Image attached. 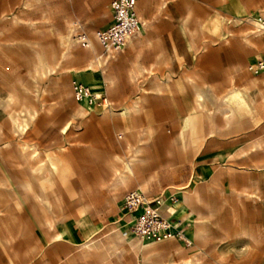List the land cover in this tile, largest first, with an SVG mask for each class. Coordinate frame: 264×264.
<instances>
[{
    "label": "rangeland",
    "instance_id": "374dc122",
    "mask_svg": "<svg viewBox=\"0 0 264 264\" xmlns=\"http://www.w3.org/2000/svg\"><path fill=\"white\" fill-rule=\"evenodd\" d=\"M110 1L0 0V98L13 89L26 96L21 83L31 85L37 42L52 43L57 51L72 46L79 59L65 63L68 70L61 68L54 78L41 81L37 97L27 94L39 116L25 134H15L7 112L0 110V174L9 179L12 190L0 186V212L13 207L14 220L38 224V208L21 185L31 179L29 165H37L41 158L30 157L33 150L26 144L34 143L61 163L58 182H45L53 208L44 213L53 217L57 228L58 222L67 223L85 210L99 223L94 239L104 246L110 262L142 263L138 245H128L134 235L129 224L122 228L127 223L122 203L128 190L139 188L152 199H162L203 186L204 201H194L185 217L199 221L206 236L193 238L197 225L191 223L183 237L152 242L163 247L156 260L163 264H182L190 258L193 264H264V201L250 193L255 186L241 193L244 184L259 178L264 198V97H255L254 90L247 92L250 110L242 120L230 127L222 125L208 140L177 139L186 115L195 111L194 88L187 75L198 85H210L219 96L233 85L244 88L251 81L264 90V71L256 74L248 69L264 58V29L260 32L247 21L253 17L264 22V0H139L143 34L125 53L100 67L101 93H107L114 104L104 107L97 102L99 106L88 116L80 117L75 113L79 102L73 80L86 84L92 74L83 69L103 53L94 33L108 25ZM78 21L85 23L95 51L73 41L75 31L70 28ZM160 52L164 53L158 61ZM158 78L169 81L161 92L154 85ZM67 80L70 93L64 86ZM136 99L142 109L122 113L124 105ZM150 119L155 130L147 144L139 137L145 136L140 129L148 128ZM195 130L202 134L201 119ZM137 145H149L143 153L148 157L146 164L137 175L118 184L124 165L119 156L128 159ZM110 165L119 171L112 173ZM218 176L219 187L214 188ZM191 178L190 185L180 190ZM7 197L21 200L24 205L18 207L27 211L7 206Z\"/></svg>",
    "mask_w": 264,
    "mask_h": 264
},
{
    "label": "bare ground",
    "instance_id": "6f19581e",
    "mask_svg": "<svg viewBox=\"0 0 264 264\" xmlns=\"http://www.w3.org/2000/svg\"><path fill=\"white\" fill-rule=\"evenodd\" d=\"M188 17L184 18V22L187 21ZM14 18L16 19V17H14ZM247 21L254 24L255 27L257 28V30L260 32L264 29V22L260 19H255V18L251 17V18H249V20L247 19ZM70 29L72 31L73 25L71 26ZM73 31H74V29H73ZM259 35H261V34H257L256 36H259ZM73 41L77 42L76 36H73ZM37 45H38V48L36 49L35 63L33 62L34 65L31 68L30 73H29L31 85L21 83L23 92L25 93L26 96H22L16 89H13L12 91H10L8 93L6 98H0V110L3 109L7 112V119L11 123V130L15 134H18V135L25 134L27 132V130L29 129V127L32 125V123L37 119V117L39 115V109H37V107L34 105V103L29 102L27 100V94L32 93L34 97H37L38 93H39V86H40L41 81H43L47 78H51V79L54 78L55 77L54 75H56L58 73V71H60L61 68H65L64 67L65 63H68L70 61H78L79 60L78 57H74L75 55L71 51L72 46H66L61 51H57V49L54 47V45L52 43H43L40 41V42H37ZM89 48H91L93 51L96 50L95 46L92 45L91 39H90ZM163 53L162 52L158 53V55H157L158 61H160L162 59ZM101 57H102V55L98 54L96 56V59L89 62L83 70H85L87 68H90L89 70H91V68L96 69L97 67L100 68L101 66H103V60ZM65 69H67V68H65ZM75 74H76V72H75ZM82 79H83V77H82ZM187 80L193 85V88H194V99H195L194 109H195V111L186 115V117L184 119V126L177 134V139L183 138L184 140H186V142L193 140L194 137L206 139L208 136H212L213 134H215L221 128L222 125L224 127H230L232 123H235V122L238 123L239 121H241L243 113L245 111L250 110V103H249V100L247 98V92H251L252 90H254L255 95H256L255 97H258V96L264 97V90L258 89V84L255 81H251L248 84L244 85V88H240L237 85H233L226 93L219 96L218 94L215 93L214 89L210 85H208V84H205L203 86L198 85L194 81V79L189 75H187ZM52 81H55V80H52ZM85 81H86V84H85V82H82V81L75 82L74 88L78 84L83 83L84 85L88 86L89 88L90 87L92 88V90H91V88H90V90L93 91L92 92L93 94H95L97 96L102 94L101 93L102 90L100 89L104 85V80H103L102 76H96V75L89 76L88 75V77H86ZM57 83H59V81ZM166 83H168V82L158 78L156 84H154L155 89L158 92L163 91L164 88L166 87ZM263 83H264V79H263ZM64 86L66 87L67 92L70 93L71 92V84L68 80L64 83ZM78 102L79 103L77 105V113L83 117H86V115L91 113L95 109V107L98 105L97 99L92 100L91 97L87 96V95H85L81 100H78ZM141 109H142V102L140 100L136 99L132 102V104L130 106H125L123 108L122 113L129 114L133 111L138 112ZM108 112H110V111H108ZM198 119L202 120L203 126H205V127L207 126L206 133H204L202 135H199L198 132L195 130V124H196V122H198ZM69 126H70L69 122L66 123L62 127V131L63 132L67 131ZM154 130L155 129L153 128V132H154ZM142 134L147 136V139L150 137V131L149 130H142ZM150 142H151V140H147V144H150ZM186 144H188V143H186ZM26 145L32 147L33 151H32V155L30 154L31 155L30 157L33 160L35 158H40L42 156V152L39 151L35 146L29 145V144H26ZM147 146H149V145H146L145 147L143 145H137L134 149V152L132 153L131 156L128 157V159H123L122 157L119 156L120 160L123 161L124 165H123V171H120L118 179H117L118 184L124 183L132 175H137V173L140 171L141 166L146 164V158L147 157L144 156L143 153L146 150ZM253 146H255V145H253ZM130 147L132 150L133 147L131 144H130ZM250 149H251V147L247 148L246 151L248 153H250V151H249ZM255 150H257V149H255ZM24 158L26 159V161L28 160V157L24 156ZM113 169L115 171L114 173L119 171L118 167L113 166ZM57 172H58V162L55 160L54 157H52L49 154H45V156L41 157L36 166L33 165L32 167H30V174H31L33 180L35 182L40 181V183L43 182L42 180H44V181L49 180V178L56 180L57 176H58ZM6 181H7L6 178H0L1 184L5 185ZM53 182H55V181H53ZM25 185L27 187V189L25 188V190H29V191L32 190L33 184L31 185L30 181H26ZM25 185H22V186H25ZM26 192H28V191H26ZM196 195L197 196H196L195 201L201 202L202 196H201L199 189L196 190ZM29 196H31V195H29ZM42 196L45 199L46 206H47L48 210H51L53 208V205L49 199L48 192L46 190L43 191V189H42ZM33 198L34 197H32V199ZM156 199L159 201L158 210H159V212H161L164 215V211L162 208L165 204V200L160 199V198H156ZM189 200H192L191 195L186 191L183 200H176L175 201V204L177 206V211L184 210L186 208V205H187L186 203ZM40 201H41V199H40ZM180 213H182V212H180ZM41 214L43 215V213H41ZM42 217L43 216H41V219H42ZM167 219H169V218H167ZM44 221H45L46 227L49 230H52L55 228V222L50 216L46 217ZM198 223H199V221L195 220V225H197L196 226L197 236L199 239H201V238H204L206 236V234H205V231L203 230V228ZM127 224L128 223L124 224V228L126 227ZM134 236H136L140 240L129 238V240H127L128 245L133 246L135 243L138 245V248L140 250L141 257H142V263L141 264H153V256L156 255L157 252L153 248L154 245H153L152 241L143 240L137 234H134ZM52 238L53 239L60 238V233H54L52 235ZM84 247L95 252V250L97 249V244L95 243V241L93 239H91V240L84 242ZM183 264H193V259L190 258L188 260H185V263H183Z\"/></svg>",
    "mask_w": 264,
    "mask_h": 264
},
{
    "label": "crops",
    "instance_id": "0c3cea01",
    "mask_svg": "<svg viewBox=\"0 0 264 264\" xmlns=\"http://www.w3.org/2000/svg\"><path fill=\"white\" fill-rule=\"evenodd\" d=\"M108 7L110 9V2H109ZM246 8H247V12H248V5H246ZM74 27H75V25H73V29H74ZM143 31H144V29L142 30V34H143ZM91 41L93 42L92 39H91ZM134 41H132L129 44V46L125 49V51H123L121 53H125ZM121 53H119V54H121ZM89 69L90 68L85 69V73H86V71H89V73H91L92 75L102 76L99 67H97L96 69H94V68L93 69L91 68V70H89ZM80 75H82V74H80ZM77 81H81V80H73V87H74V83ZM167 82H169V81H167ZM131 104L124 105V107L130 106ZM76 110H77V107H76ZM76 110H75L76 115L83 117V116L79 115ZM135 112H137V111H135ZM135 112L133 111L131 113H135ZM89 114H87L86 116H88ZM147 126H148V128H143L140 130L141 131L142 130H149L150 131V137L147 139L146 136H141V137H139V140H151L152 139V137H153V121L151 119L147 123ZM30 127H29V129H30ZM64 132H67V131H64ZM204 133H206L205 126H204V130H203L202 134H204ZM198 134L202 135L200 133H198ZM215 134H213V135H215ZM122 137H123V134H121V138ZM208 137H210V136H208ZM208 137L205 140H208ZM126 141H128V140H126ZM27 144L33 145L36 147V145L34 143H27ZM36 148L42 152L41 157L45 156V154H49L53 157V154L48 153V151H43V150L39 149L38 147H36ZM246 154H248L247 151H246ZM57 162H58L57 179L53 180L52 178H49V180H46V181H49V182L51 181L52 183L58 182L59 175H60L59 174L60 173V167L59 166L61 165V163H60V161H57ZM32 166L33 165L29 166V171H30V167H32ZM34 166H36V165H34ZM141 168H143V167L141 166ZM110 169H111L112 173L115 172L112 165H110ZM65 171L66 170H63L62 174H64ZM0 178H6L7 179L6 184L3 185L0 183V186L5 187V189L7 191L11 192L12 190L8 184L9 179L3 174H0ZM219 179H220V177L218 176L216 179V185L214 186V188L219 187ZM191 180H192V178L190 179V181L185 186L180 187V190L185 189V187H188L191 183ZM26 181H30L31 185L33 184L32 190L31 191L26 190V191H28L27 192L28 195H31L30 196L31 198L34 197L31 200L33 201L32 203L35 205V207L37 206V208H38L37 209V223L38 224H37V226H34L35 222H32V220H30V219H29V222H26V223L18 222L17 220H14L13 219L14 214H12L13 209H14L13 207L7 208L5 213L0 212V264H120V262H118V261L117 262H114V261L110 262L109 261L108 256H107V251L105 250L103 245L98 244L95 252L84 247V242H86L88 240L93 239L95 241V243L96 242L98 243V241H99V239H94V236L99 232L97 230V226L99 225V223L90 215H88V214L86 215L85 210H82L81 213L78 214V216L68 220L67 223L61 224V222H58L57 228L49 230L46 227L45 221H44L45 218L48 217L44 213V210L48 209V208L46 206L45 199L42 196V189H43V191L44 190L47 191L46 183H45L46 181L42 180L43 181L42 183H40V181L35 182L33 180L32 176H31V179L26 180ZM53 181H55V182H53ZM260 181H262V179H259V178L251 179L250 184H244L241 193L246 194L249 191L251 185L255 186V190L251 191L250 193H252V196L254 197L255 200L264 201V198L260 193V187H259ZM25 182L21 185H25ZM36 183H38V191H35V184ZM22 187L27 189L26 185L22 186ZM197 189H199V191L201 193V196H202L201 202H203L204 196H205V194H204L205 188L203 186H201L199 188H195V189H193V191L182 190L181 191L182 195L180 196V198L179 197L162 198L163 200H165V204L162 208L164 211V215L167 218L174 219L175 222H178L180 228H182L183 231H185L187 229V227H188L187 225H189L191 223H195V220H193L191 218H187L185 216L189 213L188 212L189 207L196 200V196H197L196 190ZM186 191L191 195L192 200H189L186 203L187 205H186V208L184 210L177 211V206L175 204V201L176 200H183ZM48 196H49V199L52 203V199H51L49 193H48ZM40 199H41V201H40ZM4 203L7 206L15 205L16 208H18L22 212L25 210L27 211V209H25L23 207H18L19 205L20 206L24 205V203L21 200L18 201L14 197L5 198ZM207 204L209 205L211 203L208 202ZM52 205H53V203H52ZM40 212L43 213V215ZM180 212H182V213H180ZM41 216H43L42 219H41ZM51 218L53 219V217H51ZM31 222H32V224H31ZM54 222H55V220H54ZM183 225L185 226L184 228H183ZM55 227H56V222H55ZM122 228H123V230L125 229L124 226ZM54 233H60V238L53 239L52 235ZM242 233L244 235H247V236L248 235L253 236V238H254V235L248 231H244ZM132 237L134 239H138L134 235ZM192 237L198 238L197 231H195V233L192 234ZM189 240H191V237L189 238ZM77 247H78V249H77ZM153 248L157 252L156 255L153 256V263L155 261V262H157V264H163L162 261L156 260L157 257L160 255L163 247H157L154 245ZM185 260H188V259H185ZM185 260L182 262V264L185 263ZM121 264H124V262H121Z\"/></svg>",
    "mask_w": 264,
    "mask_h": 264
},
{
    "label": "built area",
    "instance_id": "2783aa9c",
    "mask_svg": "<svg viewBox=\"0 0 264 264\" xmlns=\"http://www.w3.org/2000/svg\"><path fill=\"white\" fill-rule=\"evenodd\" d=\"M138 1H110V22L106 27L98 28L94 33L103 49L101 54L103 66L111 58H115L119 53L125 51L132 41L141 36L143 23L137 9ZM74 31L77 42L81 46L89 47L90 35L85 23L78 21ZM248 69L256 74L264 71V58L250 64ZM85 95L90 96L92 100L97 99V102L104 107L113 105V101L107 93L97 96L92 93L88 86L83 83L78 84L74 88L75 99L81 100ZM158 204L159 201L156 198H150L145 191L139 188L130 189L125 193L122 207L132 232L139 235L143 240L152 242L183 237L184 231L178 222H175L174 219H167L159 212Z\"/></svg>",
    "mask_w": 264,
    "mask_h": 264
}]
</instances>
